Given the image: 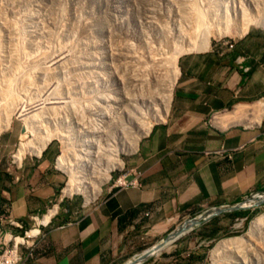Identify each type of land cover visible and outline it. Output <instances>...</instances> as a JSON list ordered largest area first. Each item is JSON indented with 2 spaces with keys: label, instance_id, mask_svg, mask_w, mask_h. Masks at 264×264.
Returning a JSON list of instances; mask_svg holds the SVG:
<instances>
[{
  "label": "rangeland",
  "instance_id": "obj_1",
  "mask_svg": "<svg viewBox=\"0 0 264 264\" xmlns=\"http://www.w3.org/2000/svg\"><path fill=\"white\" fill-rule=\"evenodd\" d=\"M263 24L264 0H0V201L6 184L37 157L26 153L20 162L14 159L22 140L35 144L17 115L31 104L38 105L33 110L38 115L46 111L40 136L52 139L41 154L48 147L55 151L53 166L63 179L48 207L29 225L11 214L0 220V262L5 251L13 252L7 256L12 260L36 247L26 233L38 230L34 239L39 238L49 210L56 207L54 216L64 214L67 203H83L86 210L116 191L121 176L137 170L130 163L144 133L165 118H158L165 110L161 96L173 95L171 61L178 53L179 58L201 50L208 35L209 42L234 41L242 26L264 31ZM63 150L67 171L57 163ZM106 168L113 169L103 180ZM71 172L78 175L74 185L86 189L87 200L82 192L64 194ZM263 198L264 192L251 193L239 202L250 207L212 217L146 261L213 264L215 246L237 239L243 243L235 261L264 264V241H247L252 221L264 213ZM212 209L177 220L144 250ZM231 254L223 264L235 258Z\"/></svg>",
  "mask_w": 264,
  "mask_h": 264
},
{
  "label": "crops",
  "instance_id": "obj_2",
  "mask_svg": "<svg viewBox=\"0 0 264 264\" xmlns=\"http://www.w3.org/2000/svg\"><path fill=\"white\" fill-rule=\"evenodd\" d=\"M236 34L229 50L220 41L204 49L205 41L176 61L165 118L145 134L130 163L141 187L116 190L86 210L67 203L66 213L42 224L23 264H126L177 220L264 192V31ZM55 155L48 147L6 184L0 220L11 214L29 225L48 207L63 182Z\"/></svg>",
  "mask_w": 264,
  "mask_h": 264
},
{
  "label": "bare ground",
  "instance_id": "obj_3",
  "mask_svg": "<svg viewBox=\"0 0 264 264\" xmlns=\"http://www.w3.org/2000/svg\"><path fill=\"white\" fill-rule=\"evenodd\" d=\"M242 13V12H241ZM251 23H258V22H251ZM245 24V23H244ZM250 24V23H249ZM247 25V23H246ZM257 25V24H256ZM264 26V24H263ZM240 27V26H239ZM243 27V26H242ZM242 32L244 33L247 29H248V26L244 28H242ZM240 29V28H239ZM237 29V30H239ZM240 31V30H239ZM224 33V32H223ZM237 33V32H236ZM225 34V33H224ZM208 35V34H207ZM240 35V34H239ZM209 36V35H208ZM208 36L207 38L205 37V41H206V47L204 46V49L207 48V46L209 45V39H208ZM200 43V42H199ZM201 44V43H200ZM202 47V45H201ZM200 47V49H201ZM209 47V46H208ZM198 48V47H197ZM191 50V49H190ZM199 50V49H197ZM179 54V53H178ZM178 54L173 58V60L171 61V65H172V68H173V76H174V80H176L177 76H178V67L176 65V61H177V58H178ZM172 82V81H171ZM173 83V82H172ZM174 83L171 84L170 88L172 90V87H173ZM170 97H171V94H168L166 93L164 96H163V99H162V96H161V100L163 102V108L165 109L164 112L162 111V114H158V118H164L165 116V112L166 110L168 109V106H169V102H170ZM41 102V101H40ZM46 103L48 101H45ZM36 103V102H35ZM43 103V101H42ZM50 103V102H49ZM47 103V104H49ZM54 103V102H53ZM57 103V102H56ZM45 104V105H47ZM31 105H34V106H31ZM29 106V108L25 109H21L20 111H18V117L20 119L23 120V128H25V132L26 133H30L34 139V145H32V141L28 140V141H24L22 140V142L19 144V147L17 149V152L14 156V159H16L18 162H20L23 158V156L26 154V153H30L32 155H36V156H39L41 154V152L46 148V146L49 144V142L51 141V137L52 136H45L44 138H42V136H40L41 132L42 131V127L43 129L45 128V126L43 125V123L46 121L44 119V115L43 113H46L43 112H40L38 111V113L40 112V114H36L35 112L37 111H33L35 110L36 106L38 105H35V104H31ZM41 105V104H40ZM42 106V105H41ZM46 107V106H45ZM260 110L263 111L264 110V101L260 102ZM41 108V107H40ZM49 109V108H48ZM34 112V113H32ZM42 113V114H41ZM46 115V114H45ZM47 115L49 116L48 112H47ZM41 117V118H40ZM43 119V120H42ZM49 120V119H48ZM150 129V127H149ZM149 129H147V131L144 133V134H147ZM46 130V129H45ZM48 133V132H47ZM43 135V133H42ZM45 135V134H44ZM47 135V134H46ZM52 135V134H51ZM143 135V134H140V136ZM25 138V137H23ZM26 139V138H25ZM137 141V140H136ZM135 142V141H134ZM90 152L89 151H84V155L86 156H89ZM29 155V154H28ZM66 155H67V151L63 150V152L61 153V155L58 157V166L62 169H64L66 171V169H68V163H66L65 161V158H66ZM117 161H118V158H116ZM115 159V160H116ZM15 160V161H16ZM85 160H83L82 162H84ZM80 162V161H79ZM83 166H85L84 163H81ZM113 167V166H112ZM113 168H106L104 169L103 172H105V175H106V178H104L103 180H108V173L110 172V170H112ZM104 175V174H103ZM78 175L76 173H72L70 174V183L67 185V187L65 188L64 190V194L68 195V194H71L72 192L76 191V192H82L84 195H85V198L86 200L88 199V194H87V191L85 188H77L74 184H76L77 182L75 181L77 179ZM102 180V179H101ZM102 180V181H103ZM102 183V182H101ZM104 183V182H103ZM76 187V188H75ZM88 189V188H87ZM92 197V196H90ZM91 201V200H90ZM56 213V207H54L53 209L49 210L48 213L43 216V221L44 222H47V220L49 219V217H51L52 215H54ZM38 234V231L37 230H31L29 232L26 233V236L28 238H33L34 236H36ZM258 239L264 241V213H262L261 215H259L257 218H255L251 225H250V229L248 231V234H247V241H251V240H254L255 241V244H258L256 241ZM16 243H22L24 240L20 239V238H17L15 239ZM242 241H244L242 239ZM240 242L239 240L237 239H226V240H222L221 242H219L215 248L213 249L212 251V259H213V264H223L225 262V260H227V256L228 254L230 255L231 253L234 255L235 254V258L233 260L232 257L229 259L230 261V264H237L238 262H240L239 264H249L247 263L246 261L242 260V261H235V260H240L238 254V249L240 248ZM243 242H241V245H242ZM231 254V255H232ZM249 262V261H248ZM251 264V263H250Z\"/></svg>",
  "mask_w": 264,
  "mask_h": 264
},
{
  "label": "water",
  "instance_id": "obj_4",
  "mask_svg": "<svg viewBox=\"0 0 264 264\" xmlns=\"http://www.w3.org/2000/svg\"><path fill=\"white\" fill-rule=\"evenodd\" d=\"M259 203H264V198L260 200ZM250 206L245 204H236L229 208H214L211 211H208L204 215H200L199 217L185 222L180 228H177L173 232H171L162 242L159 244L151 247L150 249H146L144 252H142L140 255L134 257L132 260L128 261L126 264H141L145 262L150 257L154 256L155 254L162 251L166 246H168L170 243L176 241L178 238H180L182 235H184L189 230H192L195 226L201 225L202 223L208 221L212 217L222 214L224 212H233L240 209H246Z\"/></svg>",
  "mask_w": 264,
  "mask_h": 264
},
{
  "label": "built area",
  "instance_id": "obj_5",
  "mask_svg": "<svg viewBox=\"0 0 264 264\" xmlns=\"http://www.w3.org/2000/svg\"><path fill=\"white\" fill-rule=\"evenodd\" d=\"M220 42L223 45V48L225 50H229V49L233 48V44L231 43L230 40H226V41L224 40V41H220ZM221 54H224V52H222ZM140 177H141V173L135 169H132L127 175L121 176L119 178L117 185L114 186V188H116L118 190L139 189L141 187ZM38 234L36 236H34L33 238L37 237ZM26 238H28V237L26 236ZM15 239H17V238H15ZM12 254H13L12 251L11 252L5 251L4 252V259L0 262V264H23L25 260L32 257V252H30L28 254L16 256L14 259L10 260L7 256L12 255Z\"/></svg>",
  "mask_w": 264,
  "mask_h": 264
},
{
  "label": "clouds",
  "instance_id": "obj_6",
  "mask_svg": "<svg viewBox=\"0 0 264 264\" xmlns=\"http://www.w3.org/2000/svg\"><path fill=\"white\" fill-rule=\"evenodd\" d=\"M140 183H141V182H140ZM116 190H118V189H116ZM127 190H128V189H127ZM37 231H38V230H37ZM38 233H39V231H38ZM30 239H31V238H30ZM33 239H34V238H33ZM33 239H32V241H35V239H34V240H33ZM24 254H26V253H23L22 255H24Z\"/></svg>",
  "mask_w": 264,
  "mask_h": 264
},
{
  "label": "trees",
  "instance_id": "obj_7",
  "mask_svg": "<svg viewBox=\"0 0 264 264\" xmlns=\"http://www.w3.org/2000/svg\"><path fill=\"white\" fill-rule=\"evenodd\" d=\"M236 214V213H235Z\"/></svg>",
  "mask_w": 264,
  "mask_h": 264
}]
</instances>
